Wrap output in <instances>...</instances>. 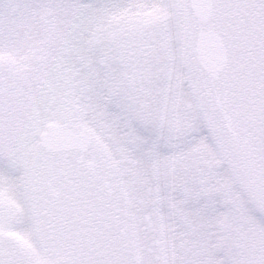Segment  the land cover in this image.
<instances>
[{"label":"snow or ice","instance_id":"snow-or-ice-1","mask_svg":"<svg viewBox=\"0 0 264 264\" xmlns=\"http://www.w3.org/2000/svg\"><path fill=\"white\" fill-rule=\"evenodd\" d=\"M0 264H264V0H0Z\"/></svg>","mask_w":264,"mask_h":264}]
</instances>
